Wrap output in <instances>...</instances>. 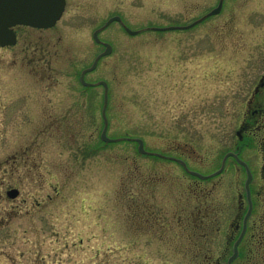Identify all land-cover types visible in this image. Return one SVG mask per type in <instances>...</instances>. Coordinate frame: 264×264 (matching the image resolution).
<instances>
[{
  "label": "rangeland",
  "instance_id": "rangeland-1",
  "mask_svg": "<svg viewBox=\"0 0 264 264\" xmlns=\"http://www.w3.org/2000/svg\"><path fill=\"white\" fill-rule=\"evenodd\" d=\"M218 3L67 0L56 26L22 28L16 47H0V264H225L238 173L202 180L134 140L206 175L234 148L264 74V0H224L192 29H151ZM113 15L141 32L114 21L99 33L113 52L90 78L109 83L107 136L119 138L104 142V89L77 76ZM199 209L219 231L191 229Z\"/></svg>",
  "mask_w": 264,
  "mask_h": 264
},
{
  "label": "flooded vegetation",
  "instance_id": "flooded-vegetation-1",
  "mask_svg": "<svg viewBox=\"0 0 264 264\" xmlns=\"http://www.w3.org/2000/svg\"><path fill=\"white\" fill-rule=\"evenodd\" d=\"M56 25L57 23L54 26ZM54 26L49 28H53ZM22 28L39 30L49 29L23 24L14 25L12 27L15 35V43L12 44L13 47H16L20 42L19 30ZM93 39L102 47L101 51H103L106 41L101 39V41L98 42L94 36ZM95 57L88 65L80 68L77 76L78 81L81 86L87 89H91L95 85L102 86L104 89L103 84L98 83L100 80L96 82L90 78V74L98 67L101 60L95 69L84 73L83 77L86 83L82 82V73L92 65ZM48 64H50V62ZM109 91L108 87V99ZM104 95L105 90L101 103L102 108L105 106ZM246 99L245 109L239 119L238 127L235 132L236 139L234 141V148L228 149L222 154L218 167V169L221 168V172L217 174L222 177L230 168H232L231 170L235 173H238V178L236 177L235 180H233L232 211L234 213L231 230L227 237V243L231 240L230 245H232V248H229V253L225 257V264H264V85L254 86ZM107 105L106 108L108 107ZM248 149L251 150V153L253 152V156L249 154V158L243 155L245 150ZM254 149H256L257 152ZM161 157L169 158L179 163L189 175L202 180L208 179L192 174L190 172L192 169H190L188 162L185 160L186 166L180 163L178 160L180 158L178 157L166 156L163 154ZM198 214L200 216V222L194 224V220H192L190 224L191 229H194L195 232H203L201 236H204L209 233L208 231L220 230L219 226H216V229H214V224H216L214 221H216V219H211V213H206L199 209ZM202 229L204 230L201 231ZM205 230H207V232H204ZM235 245L236 248H234ZM221 261V258H216L215 260L208 261V264H222Z\"/></svg>",
  "mask_w": 264,
  "mask_h": 264
},
{
  "label": "water",
  "instance_id": "water-1",
  "mask_svg": "<svg viewBox=\"0 0 264 264\" xmlns=\"http://www.w3.org/2000/svg\"><path fill=\"white\" fill-rule=\"evenodd\" d=\"M224 0H219L218 5L201 16L200 18L194 20L191 23L186 25H169V26H153L151 27L152 30L157 31H167V30H175V29H181L186 30L195 25L202 22L204 19L218 14L223 7ZM66 5V0H0V46H7L12 45L15 43V35L12 30V27L17 24H23L28 25L32 27H38V28H48L52 27L56 24V22L61 18ZM118 21L120 24H122L125 28V30L131 35H137L141 32V30H134L127 25L123 24V19L121 15H114L108 18V20L103 24L102 27L98 28L94 32V37L97 41H100L99 38V32L104 28L107 27L109 24L111 25L112 22ZM105 50L101 52L100 54L96 55V59L94 60L93 64L84 70L82 73V82L86 83L84 81V73L87 71H90L96 67L99 60L106 55H109L113 52V46L111 43H105ZM260 81L258 83V86L264 85V75L260 77ZM99 83L103 84L105 87V106L102 109V114L104 118V127L101 132V138L106 142H117L119 138H111L107 136V130H108V118L106 116V105L108 104V84L106 81H100ZM136 143H138V150L142 153L147 154H153V152H149L144 147V141L141 138H135L134 139ZM231 154V153H230ZM160 155V154H157ZM229 155V154H227ZM179 160V159H178ZM180 163H183L185 165V162L183 160H179ZM221 168L214 173L210 175H203L196 171H190L192 174H195L201 178H208L210 176L216 175L220 173ZM19 190V189H18ZM17 188H12L8 190L7 194L11 198H15L18 196L19 191ZM236 248V245L235 247Z\"/></svg>",
  "mask_w": 264,
  "mask_h": 264
}]
</instances>
